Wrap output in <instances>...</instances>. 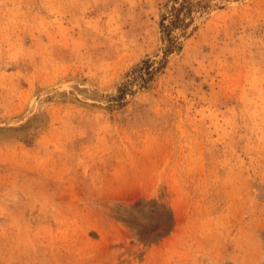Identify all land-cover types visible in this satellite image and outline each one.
<instances>
[{
    "label": "rangeland",
    "instance_id": "1",
    "mask_svg": "<svg viewBox=\"0 0 264 264\" xmlns=\"http://www.w3.org/2000/svg\"><path fill=\"white\" fill-rule=\"evenodd\" d=\"M181 1L0 0V264H264V0L142 83Z\"/></svg>",
    "mask_w": 264,
    "mask_h": 264
},
{
    "label": "trees",
    "instance_id": "2",
    "mask_svg": "<svg viewBox=\"0 0 264 264\" xmlns=\"http://www.w3.org/2000/svg\"><path fill=\"white\" fill-rule=\"evenodd\" d=\"M184 0L179 2L178 6L173 5L172 9L170 11V15L167 17L168 22H164L161 20V29H162V38L164 39L165 46H164V56L160 58L159 60H151V59H144L142 62L134 67L132 74L134 76H142L146 74V77H144L143 82H146V79L154 74L156 70H158L160 67L163 66L164 60L166 57V54L168 52H171L178 46V36L173 34V30L175 28H180V32L183 33L185 30V27L187 26V21L185 20V17H183L180 14V8L183 6ZM157 62V64H155ZM128 81L122 82L118 86L119 93H122L125 85ZM119 95V94H118Z\"/></svg>",
    "mask_w": 264,
    "mask_h": 264
}]
</instances>
